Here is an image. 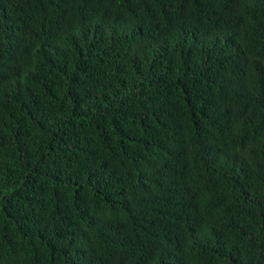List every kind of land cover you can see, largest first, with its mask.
<instances>
[{
    "label": "trees",
    "instance_id": "16d2710c",
    "mask_svg": "<svg viewBox=\"0 0 264 264\" xmlns=\"http://www.w3.org/2000/svg\"><path fill=\"white\" fill-rule=\"evenodd\" d=\"M0 264H264V0H0Z\"/></svg>",
    "mask_w": 264,
    "mask_h": 264
}]
</instances>
